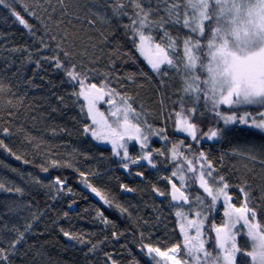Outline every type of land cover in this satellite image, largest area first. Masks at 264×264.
<instances>
[{
    "label": "snow or ice",
    "instance_id": "snow-or-ice-1",
    "mask_svg": "<svg viewBox=\"0 0 264 264\" xmlns=\"http://www.w3.org/2000/svg\"><path fill=\"white\" fill-rule=\"evenodd\" d=\"M20 3L23 7L18 11L16 0H0V6L11 11L15 22L37 45L36 64L39 66L41 59L52 64L55 69L62 71L68 82L73 85L72 96L84 118L90 121L84 124L83 134L96 141L110 143L114 155L120 157L123 161L121 166L125 169H128L130 164L143 166L142 161L156 168L154 154L172 162L171 174L162 177L170 186L169 191L166 193L158 188H154V191L158 196L170 197L173 202L169 205L170 209H179L174 215L182 239L166 246L163 251L160 247L142 243L141 251L146 252L154 264H264V224L257 220L258 207L264 214V186L259 188L260 195L257 198L253 195L257 189L246 181L230 185L203 151H197L191 157L182 151V140L172 142L170 148L153 150L150 147V136L155 135L168 141L166 128L154 130L153 125L144 118L142 107L138 111L133 107L134 101L131 97L110 86L107 73L101 74L94 67L86 66L83 61L88 60L89 64H95L104 54L103 48L93 38L95 34L100 37L101 43L106 42V37L97 29V25L103 28L110 25L113 18L119 22L126 17L129 23L122 24L125 34L131 35L133 44L151 70L167 76V70L161 71L162 66H167V69H171L175 76L180 78L181 99L176 102L179 111L173 110L168 114V118L173 119L175 132L185 133L197 143L202 138L230 142V137L242 133L264 135V112L253 115L245 111L237 115L235 110L231 114L220 111L221 105H227L230 109H235L238 105L264 106V62L257 60L248 65L229 64L226 69L231 80L228 90L217 92L215 88L194 89L190 80L189 53L203 54L204 48L207 47L205 42L210 37L215 39L212 36V20L205 21L202 26L200 18L203 15V5L200 0H20ZM153 3L155 7L152 6ZM84 26H87L89 32L82 37L79 34L84 31ZM169 27L183 29L186 33L185 38L181 40L180 51L173 42ZM204 28H207V31H204ZM154 30H162L163 38L167 41L164 46L155 42L152 35ZM47 52L51 55L45 54ZM109 63H113L111 59ZM97 75L104 76L99 86L92 82ZM196 84L203 86L201 81H196ZM6 90L11 94V88L6 89L4 80L0 78V95ZM105 97H108L105 102L110 105L108 116L98 108V103ZM60 99L63 101V97ZM7 103L14 107L11 99ZM186 104L190 106L185 107ZM201 107L203 111L200 110ZM205 113L214 117V126L207 132L196 123L197 120L206 118ZM9 115H12L11 111ZM0 133L5 136L12 134L8 128L0 129ZM130 141L139 142L140 155L133 157L129 154ZM187 147L191 149L192 145ZM0 149L7 151L16 160L29 163L27 159L9 149L2 139ZM234 154L257 160L252 152ZM259 163L264 167V160ZM51 165L61 166L55 160L51 161ZM48 170V167L41 166V171ZM135 175L143 177L144 173L136 172ZM80 176L84 177L85 174L81 172ZM32 182L41 184L42 187L55 188L57 192L62 191L65 184L60 177H56L52 185H44L38 179H33ZM82 182L104 205L116 208L121 213L127 212V209L119 204H113L98 188L88 183L87 179ZM194 186L202 191L192 193ZM121 187L128 192L134 191L127 185ZM230 187L236 188L239 196L230 193ZM0 191H14L20 196L25 194L19 187L5 188L2 182ZM68 191L71 192V189ZM234 199L239 206L233 202ZM220 204L223 205V219L219 224L215 219L209 223V214L215 212ZM98 216L103 223H109L102 212H99ZM2 217L3 213H0V264H15L17 257H31L29 264H39L42 255L39 250H33L34 246L31 245L25 246L26 236L32 234L33 223L39 220L40 214L33 213L32 222L25 221L21 226H9L2 222ZM61 232L69 240L89 243L91 252L98 248L97 244H91L78 235L63 229ZM113 237L119 239L115 232ZM239 238L244 239L243 245L239 243ZM105 256L110 264H117L110 254L106 253Z\"/></svg>",
    "mask_w": 264,
    "mask_h": 264
}]
</instances>
